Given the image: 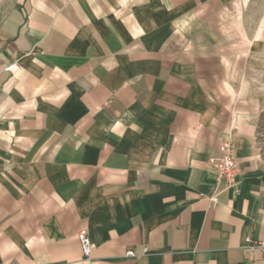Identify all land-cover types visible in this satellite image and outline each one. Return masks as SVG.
Returning <instances> with one entry per match:
<instances>
[{
  "label": "crops",
  "instance_id": "crops-1",
  "mask_svg": "<svg viewBox=\"0 0 264 264\" xmlns=\"http://www.w3.org/2000/svg\"><path fill=\"white\" fill-rule=\"evenodd\" d=\"M224 142L236 191L208 164ZM247 238L264 0H0V264H264Z\"/></svg>",
  "mask_w": 264,
  "mask_h": 264
},
{
  "label": "built area",
  "instance_id": "built-area-1",
  "mask_svg": "<svg viewBox=\"0 0 264 264\" xmlns=\"http://www.w3.org/2000/svg\"><path fill=\"white\" fill-rule=\"evenodd\" d=\"M18 63L15 62L5 68V71L14 74L18 70ZM208 164L215 170L217 183L225 191H236L239 187L240 168L234 157V145L231 142H224L220 146V155L209 159ZM78 240L81 244L83 255L89 258L93 251V245L87 229L79 231ZM250 249H257L264 254V241H255L252 238L246 239ZM128 257H135L134 251L127 253Z\"/></svg>",
  "mask_w": 264,
  "mask_h": 264
}]
</instances>
